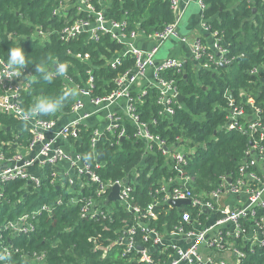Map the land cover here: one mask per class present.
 Instances as JSON below:
<instances>
[{
	"label": "trees",
	"instance_id": "16d2710c",
	"mask_svg": "<svg viewBox=\"0 0 264 264\" xmlns=\"http://www.w3.org/2000/svg\"><path fill=\"white\" fill-rule=\"evenodd\" d=\"M103 1L106 3L104 19L125 21L127 32L152 34L174 22L169 0ZM58 2L0 0V60L5 61L10 47L21 46L29 61L23 70L30 80L21 96L24 110L40 95L56 96L68 88L85 90L90 77L93 80L90 96H107L115 89L114 80L134 67L131 58L122 60L113 70L106 66V60L121 49L108 33H98V41L90 39L87 33H80L69 42H62L59 32L72 22L75 10H69L66 16L54 17L52 11ZM91 3L99 9L97 0ZM203 3L206 6L203 18L210 32H217L219 44L226 49L224 56L231 63L222 66L203 57L197 66L186 61L179 75L169 73L168 77L176 79L178 92L184 97L183 102L174 107L171 117L159 115L161 107L156 102L154 90L137 103L141 119L154 121V125L150 124L151 133L166 140L170 149L185 147L191 151L185 157V164L162 156L155 147L145 152L144 141L134 137V129L128 123H125L123 139L117 136L118 127L113 134L103 133L92 146V129L79 125L77 136L68 140L75 153L82 155L93 168L101 164L95 172L103 182L131 178L134 204L142 211L150 206L156 215L155 219L141 222L164 235L180 224L181 212L165 203L163 195L156 192L164 184L171 183L172 188L183 177L192 178L190 187L197 195L218 189L224 178L234 180L245 160L249 138L236 130H227L228 104L230 101L237 105L242 103L240 94L245 92L255 105L264 108V82L260 75L250 74L254 67L264 64V0H203ZM88 16L83 13L78 17L92 21L93 17ZM207 51L213 53L210 49ZM77 55H87L88 59L80 60ZM42 62L52 71L60 62L71 67L66 77H58L49 84L34 71V65ZM206 63L208 68L200 66ZM73 100H67L59 113L69 112ZM244 108L251 111L247 104ZM39 117L51 119V116ZM19 127L18 120L0 114V155L5 159L18 154L17 149H26L31 140L29 131ZM54 174L50 166H45L39 189H33L24 179H15L2 186L0 227L41 205H48L52 211L50 216L38 215L34 221L35 230L28 235H16L10 243L8 235L3 236V245L8 244L10 251L12 249L5 264H141L136 261L135 254H124L123 245L115 244L125 227H136V216L115 207L110 218H81L78 206L67 205L70 186L62 185ZM94 190L95 185H91L86 194L95 197ZM58 198H63V205L54 203ZM117 205L115 202L113 206ZM182 211H188L192 220L197 217L196 211L189 206H182ZM199 219L202 221L203 216ZM142 234L145 233L137 232L135 242L148 247L150 243L142 242ZM234 244L246 251L240 239ZM156 251L157 248H151L152 253ZM170 252L171 249H167L165 255ZM33 254H44V258L35 263ZM236 264H264V249L247 252Z\"/></svg>",
	"mask_w": 264,
	"mask_h": 264
},
{
	"label": "built area",
	"instance_id": "2783aa9c",
	"mask_svg": "<svg viewBox=\"0 0 264 264\" xmlns=\"http://www.w3.org/2000/svg\"><path fill=\"white\" fill-rule=\"evenodd\" d=\"M169 1L174 14V22L162 30L148 35L137 31L127 32L125 21H106L103 16L104 8L101 0L99 2L97 0V4H99L97 10L91 0H59V5L52 11V16L63 17L67 15L69 10H75L72 22L65 25L59 32V38L62 42H69L75 35L80 33H87L90 39L98 41V33H108L111 40L121 46L120 52H115L108 60L107 64L110 68L115 69L121 64L122 60L127 58L134 60L133 69L126 71L114 80L115 89L107 96H90V92L93 90L92 78L88 81V88L85 90L79 89V93L89 95L90 103L98 110H108L119 101H124L123 115L125 122L133 127L134 137L144 141L145 152H150L155 147L162 156L170 157L178 164H185L187 154L184 147L170 149L166 140L151 133L150 124L154 125V121L152 119L148 122L143 121L140 117L141 114L137 112V103L150 90L156 92V102L161 107L159 115L171 117L174 113V107L179 105L176 79L168 77V74L172 73L173 76L181 74L186 61L174 57L156 60V55L165 42L178 40L190 46L194 66H197L203 57L208 62L222 66H227L231 63V60L225 58L226 49L219 44L217 32H210V27L203 18V12L206 8L203 0H185L183 4L188 6L196 1L202 18L201 28L214 38L211 49L213 53L208 52L201 41L189 42L179 35L178 26L182 17V13L179 11L180 0ZM83 13L92 16L93 20L78 17L79 14ZM106 23L111 25V29L105 28ZM143 35L152 40L153 46L149 50H140L131 45V41ZM76 57L83 61L88 59L87 55H77ZM2 63L3 61L0 60V64ZM200 66L208 68V63ZM148 71L153 74L152 83L148 88L136 92L137 84L143 81ZM250 74L260 75L261 81L264 82V64L254 67ZM29 82L30 80L24 74L17 79L0 80V114L10 116L25 124L31 134V140L26 148V157L22 153H18L9 159H5L2 154L0 155V201L3 197L2 186L4 183L15 179H24L33 189H39L43 176L38 177L31 170L39 168L42 171L45 166H50L54 170L55 177L58 178L55 166L64 162L68 164L73 173V176L67 174L62 182L64 186L68 184L70 186L69 190H71L68 193L71 197L68 198L67 205L78 206L81 218L90 220L110 218L115 207L122 208L125 212L136 216V227H125L123 235L118 236L115 244L123 245L124 254H135L136 261L141 264H236L237 260L245 258L247 252L253 253L255 249H264V108L255 105V101L251 96L241 92L242 103L237 105L235 102L230 101L228 104L227 130H236L249 138L245 160L239 167L237 177L234 180L230 179V183L227 181L229 178L222 179L218 189L205 195H197L193 192L190 187L192 178L189 177L180 178V182L174 184L172 188H170L171 183L164 184L160 191L156 192V194L161 193L163 201L168 204L170 201L189 200V204L186 206L197 213V217L192 220L188 211H182V206L175 208L181 212L179 220L181 225L175 226L166 238H176L181 242L186 241L187 245L182 246L170 240L165 242L161 234L154 229H149L141 222V220L155 219L156 215L150 206L142 211L140 207L134 204L133 182L129 177L103 182L95 172V169H99L101 164L98 163L93 168L82 155L74 152H64L54 145L58 138L67 140L70 137H76L78 123L83 117L60 127L55 135L49 139L45 138V133L56 128L55 120H44L39 116L28 121L22 119L21 113L24 109L21 96L27 90ZM243 103L250 106L251 111L245 110ZM82 108V103L76 100L73 102L71 110L77 112ZM107 117L109 126L106 131L113 134L119 127L117 136L123 139L126 134L125 122L122 123L120 116L116 113L109 112ZM102 135L103 133L99 130L92 133V146ZM91 185H95V197L86 194V189ZM113 186L118 187V199L107 203V197ZM241 195L245 196L243 205L231 208L222 206L226 203L227 198ZM115 202L118 203L117 206H113ZM54 203L61 206L64 204V200L58 198ZM51 212L48 205H41L36 209L23 212L14 220L6 221L1 225L0 256L5 257V259L0 260V264L6 263L12 251V249L10 251L8 244L3 245V236L8 235V242L10 243L11 238L16 235H28L35 230L34 221L37 216L42 213L50 216ZM211 213H218L219 217L213 224L202 225L199 218L203 216L205 220H208V215ZM226 223L231 224L232 230H223L222 226ZM137 232L145 233L142 234L141 238L144 244L150 243L148 247L135 242ZM238 239L242 241L246 251L235 247L234 243ZM138 246L142 248L138 249ZM152 247L157 248V251L152 253ZM202 247L207 249L209 253L202 254L200 251ZM167 249H171V252L166 258L162 257ZM211 253H214L215 256ZM155 254L157 256H154ZM227 255L234 258L227 260ZM43 258L44 254L40 256L32 255V260L35 263L42 261Z\"/></svg>",
	"mask_w": 264,
	"mask_h": 264
},
{
	"label": "crops",
	"instance_id": "0c3cea01",
	"mask_svg": "<svg viewBox=\"0 0 264 264\" xmlns=\"http://www.w3.org/2000/svg\"><path fill=\"white\" fill-rule=\"evenodd\" d=\"M184 1L185 0H180V4H179V11L182 13V17L180 19L179 26H178L179 35L183 38H186L189 42L196 41V40L201 41L203 46L206 47V49L211 50L213 43H214V38L210 35V33L204 32L201 28V23H202L201 19L202 18H201V14H200V9H199V11H191L190 13H187V9L189 8L190 4H196V1H194L193 3H190L188 6H184V4H183ZM101 4H102V7L104 8V11H105L106 3L103 0H101ZM105 28L111 29V25L109 23H106ZM144 35H148V34H144ZM143 36H139L135 40L131 41V45L140 49V50H149L153 46L152 40L148 36H144V37ZM166 45H168V46L165 50V53H166L165 58H170V57L180 58V59H183L185 61H189V62L191 61L195 65V63L191 60L192 54L190 52V46L188 44L182 43L178 40H170V41L166 42ZM118 52H120V51H118ZM165 58H163V59H165ZM109 59L106 60V66L110 68V66L107 64ZM163 59L162 58L157 59V55H156V60H163ZM132 69H130V70H132ZM90 78H92V77H90ZM152 78H153L152 72L148 71V73L146 74L143 81H141L140 83L137 84V86L135 88L136 92L143 89V88H148L150 86V84L152 83ZM89 79H88V81H89ZM88 81L86 82V88L85 89L88 88V85H87ZM92 86H93V84H92ZM76 100L80 101L82 103L83 108L77 112H73L70 108L69 112H67V113H58L55 116H51V119L56 121V128H54L50 132L45 133L46 139L53 137L55 135V133L57 132V130H59L60 127L66 125V124H69L71 122L77 121L81 117H83V118H81V120L79 121L78 126L79 125H85L88 128L92 129V133L95 130L96 131L99 130L102 133L107 132L106 130L109 126V120H108L107 115L109 112L118 114L121 118V122L122 123L125 122V118L123 115V111L125 108L124 101H119L117 104H114L113 106H111L108 110H98L97 107H95L94 105H92L90 103V96L89 95H82L79 93V96L76 97L73 100V102H75ZM84 116H86V117H84ZM125 123H127V122H125ZM125 123H124V125H125ZM26 127L27 126L25 124L20 123L19 129L20 128L23 129ZM68 140L69 139L65 140L62 138H58L55 141L54 145L57 148L62 149L64 152H71V153L74 152L75 153L73 147L68 142ZM184 149L186 150V154L188 152L191 153V151L189 149H186L185 147H184ZM26 151L27 150L23 149V148L17 149V152L24 154V157L27 156ZM55 168H56V172L58 174L57 175L58 178H56V179L60 183H62L64 181V177L67 174L73 176V173L69 169L68 164H66L64 162L56 165ZM31 172L33 174L37 175L38 177L43 176V170L41 171L39 168H34L31 170ZM130 180L132 181L131 178H130ZM224 199H225V197H224ZM263 199H264V194H263ZM106 202H107V200H106ZM244 203H245V196L241 195V196H236L234 198H227L226 203L224 205L222 204V206H226L228 208H231L234 206H241ZM218 217H219L218 213H211L208 215V220H205L203 218V220L201 221V224L202 225L204 224L205 226L213 224ZM222 228L225 231L232 230V226L229 223L224 224L222 226ZM161 235L164 237L165 242H168L170 240V241L176 242L178 245H182V246L187 245L186 241L181 242L180 240L178 241L176 238H170V237L166 238V236H168V234L164 235L162 233ZM200 251L204 255L209 253L208 250L205 249L204 247H202L200 249ZM160 252L161 251L159 250V253ZM211 255L215 256L214 253H211ZM166 256H168V255H165V254L162 255V257H165V258H166ZM232 258H234V257L233 256L230 257V259H232ZM180 264H183V263H180Z\"/></svg>",
	"mask_w": 264,
	"mask_h": 264
},
{
	"label": "clouds",
	"instance_id": "9594fccd",
	"mask_svg": "<svg viewBox=\"0 0 264 264\" xmlns=\"http://www.w3.org/2000/svg\"><path fill=\"white\" fill-rule=\"evenodd\" d=\"M28 64L26 53L21 46L10 47L5 61L0 64V80L20 78ZM70 67V64L60 62L57 63L55 71H52L42 62L34 65V71L39 74L41 80L51 84L58 77H66ZM78 96V88H68L56 96L40 95L28 109L21 113V117L28 121L38 116H55L63 110L67 100L70 98L75 99ZM2 259H5V257L0 256V260Z\"/></svg>",
	"mask_w": 264,
	"mask_h": 264
},
{
	"label": "water",
	"instance_id": "95a60500",
	"mask_svg": "<svg viewBox=\"0 0 264 264\" xmlns=\"http://www.w3.org/2000/svg\"><path fill=\"white\" fill-rule=\"evenodd\" d=\"M192 60V59H191ZM186 66V63H184V68ZM184 100V97L179 95L177 97V101L179 104H181ZM229 183L231 182L230 179L227 180ZM118 199V187L117 186H113L111 189V192L109 194V196L107 197V203L110 202H114ZM170 206H172L173 208H179L181 206H186L189 204V200H176V201H170L169 202ZM138 249H141L140 246L137 247Z\"/></svg>",
	"mask_w": 264,
	"mask_h": 264
},
{
	"label": "rangeland",
	"instance_id": "374dc122",
	"mask_svg": "<svg viewBox=\"0 0 264 264\" xmlns=\"http://www.w3.org/2000/svg\"><path fill=\"white\" fill-rule=\"evenodd\" d=\"M191 11H199V8L196 4H190L189 8L187 9V13H190ZM168 42V41H167ZM168 45H166V42L160 47L159 52L157 54V59L159 58H165L166 57V53L165 50L167 48ZM57 175V173H56ZM230 259V255H227V260Z\"/></svg>",
	"mask_w": 264,
	"mask_h": 264
}]
</instances>
